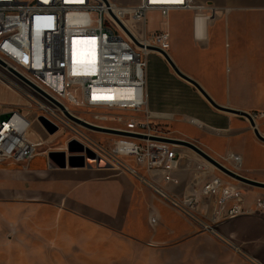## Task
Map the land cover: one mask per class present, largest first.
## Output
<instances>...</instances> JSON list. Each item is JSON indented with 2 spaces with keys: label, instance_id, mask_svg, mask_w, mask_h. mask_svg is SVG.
Listing matches in <instances>:
<instances>
[{
  "label": "built area",
  "instance_id": "2783aa9c",
  "mask_svg": "<svg viewBox=\"0 0 264 264\" xmlns=\"http://www.w3.org/2000/svg\"><path fill=\"white\" fill-rule=\"evenodd\" d=\"M216 10L222 11L199 0H140L135 5L114 0H0V84L27 105L25 109L0 108V165L27 166L40 155L52 154L42 152L45 141L34 137L30 116L59 119V114L66 115L59 103L91 125L135 135L99 132L82 125L85 131L113 137L109 148L75 131L76 138L112 169L127 172L206 230L215 232L224 221L256 211L264 214L263 195L255 199L254 208H248L244 190L226 178L235 179L204 161L184 165L188 156L182 148L187 147L167 142L176 138L163 132L176 117L148 107L147 58L153 47L167 54L171 49L167 29L148 30V13L158 11L168 18L172 11ZM128 21L142 26L143 35ZM77 45L88 53L79 64L73 59ZM77 109L88 110L92 116L84 119L75 113ZM251 114L255 121L264 117V112ZM123 158L133 159L135 166ZM217 160L237 173L244 168L242 156L235 152ZM179 169L195 171L184 193L177 190Z\"/></svg>",
  "mask_w": 264,
  "mask_h": 264
},
{
  "label": "rangeland",
  "instance_id": "374dc122",
  "mask_svg": "<svg viewBox=\"0 0 264 264\" xmlns=\"http://www.w3.org/2000/svg\"><path fill=\"white\" fill-rule=\"evenodd\" d=\"M114 1L119 4L125 2ZM199 1L211 4L209 1ZM202 12L172 11L166 19L160 12L150 11L148 30H169L172 46V43L181 44L185 41L189 30L193 29V40L196 43L195 25ZM221 12L227 13L228 10L224 8ZM128 25L139 36L143 35L142 26L138 23L128 21ZM171 51L173 49H170L169 54ZM258 66L260 84L255 86L261 88L264 94V63ZM3 106L6 110L27 107L17 94L0 84V108ZM75 113L86 119L92 116L84 109H77ZM32 114L30 117L34 120L33 135L36 139H44L42 152L59 154L55 157L52 155V163L58 166L63 165L65 161L67 167L74 170L93 168V159L87 152L90 148L76 138L75 131H83L95 142L109 148L114 141L111 136L85 131L81 124L70 120L66 115L59 114V119L46 117L50 122L47 127L42 121L43 115ZM163 132L176 139L192 142L204 151H208L205 145H210L222 156L230 152V141L225 136L228 132L209 129L203 123L195 125L190 121V117L174 118L163 128ZM73 142H77L81 147H73ZM182 150L187 152L188 156L185 157L184 165L187 162H203L202 158L189 148ZM40 157L37 159L38 163L43 160ZM123 159L135 166L133 159ZM14 167L18 166L0 165V169L7 168L10 171ZM103 169L116 176L120 175L119 179L112 177L117 180L110 182L107 187L109 192L115 190L113 184L118 183L128 191L122 199L125 201L126 218L122 211L113 216L99 212L95 213L94 221L84 222L69 215L56 213L53 203H29L26 195L28 184L23 182L22 174L0 170V264H264L263 260L255 257L260 252L255 256L251 253L256 245L261 247L260 244L247 245L245 236H235L237 231L245 235V219L235 221L240 218L237 217L226 220L217 226L215 232L206 230L194 219L171 207L127 172L112 167ZM192 171L188 178L191 181L195 174V171ZM214 173L219 174V171ZM128 177H131L134 184ZM226 179L241 187L247 197H253L252 192L258 190L254 186ZM133 185H136L134 188L137 195L131 192ZM81 186L79 181V187ZM94 192L102 195L95 184ZM252 215L264 216L259 211ZM153 218L157 221L153 222Z\"/></svg>",
  "mask_w": 264,
  "mask_h": 264
},
{
  "label": "crops",
  "instance_id": "0c3cea01",
  "mask_svg": "<svg viewBox=\"0 0 264 264\" xmlns=\"http://www.w3.org/2000/svg\"><path fill=\"white\" fill-rule=\"evenodd\" d=\"M124 1L122 5H135L140 0ZM205 1L221 9L226 8L228 12L203 11L195 25L196 43L191 29L181 44L172 43L173 51L169 55L219 104L250 113L264 112V94L255 86L260 84L258 65L264 63V0ZM147 61L145 93L149 109L174 117H190L195 125L203 123L209 129L228 132L225 136L231 145L229 153L242 156L243 175L264 183V142L255 135L249 120L211 106L192 84L175 73L160 53L151 52ZM256 123L264 136V117L257 119ZM205 146L208 149L205 151L211 156L216 159L222 157L212 146ZM40 156L43 160L39 163L36 157L27 166L17 165L11 171L0 169L1 172L22 174L23 182L28 184L26 195L29 203H53L56 213L84 222L94 221L95 213L99 212L113 216L122 211L126 218L125 201L122 199L127 189L118 183L113 184L116 189L112 192L107 190L110 182L120 178L119 174L116 176L103 168L74 170L53 164L46 155ZM190 172L179 169L175 173L181 179V185L177 187L180 193L190 189ZM128 179L134 184L131 177ZM94 184L102 195L95 194ZM134 187L136 185L131 192L137 195ZM252 193L253 197L246 196L248 208H254V196H264V189L258 188ZM239 219L246 220V232L243 235L237 231L235 236H245L247 245L260 244L261 247L256 245L251 253L255 256L260 252L255 257L264 261V216L248 214L235 221Z\"/></svg>",
  "mask_w": 264,
  "mask_h": 264
},
{
  "label": "water",
  "instance_id": "95a60500",
  "mask_svg": "<svg viewBox=\"0 0 264 264\" xmlns=\"http://www.w3.org/2000/svg\"><path fill=\"white\" fill-rule=\"evenodd\" d=\"M125 31L129 34V36L135 41V43H137L138 45H140V43L133 37V35L124 27ZM153 50L161 53L163 55V57L166 59V61L169 63V65L172 67V69L175 71V73L182 78L183 80L189 82L190 84H192L200 93L201 95L211 104V106H213L215 109L222 111V112H226V113H231V114H236V115H240L243 116L245 118H247L251 124V127L254 130L255 135L264 142V136L260 133L258 127H257V123L255 121V119L253 118L252 114L250 112L244 111V110H240V109H236V108H232L229 106H225L222 104H219L217 101H215L211 95L204 89V87L193 77H191L190 75L186 74L185 72H183L180 67L175 63V61L172 59V57L167 54L166 52L162 51L159 48L153 47ZM0 63H2L0 61ZM3 64V63H2ZM19 75V74H18ZM20 76V75H19ZM22 77V76H20ZM23 78V77H22ZM24 80H26L28 83H30L27 79L23 78ZM32 84V83H30ZM32 86H34L38 91H40L42 94H44L45 96H47L43 91H41L39 88H37L35 85L32 84ZM50 98V97H49ZM51 100H53L52 98H50ZM54 101V100H53ZM57 103V102H56ZM61 109L65 112L66 116L73 120L76 123H79L91 130H95V131H99V132H107V133H112V134H118V135H125V136H135L129 133H125V132H121L115 129H109V128H103V127H97L94 125H91L83 120H81L80 118L71 115L70 113H68L65 110V107L59 103H57ZM43 123L49 127L50 122L46 119V118H42ZM157 140H166V139H157ZM167 142H174V143H178L180 145H183L189 149H191L192 151H194L197 155H199L200 157H202L203 159L207 160L208 162H210L211 164H213L218 170H220L221 172L225 173L226 175L230 176L231 178L235 179L236 181H239L241 183L250 185V186H254V187H258V188H262L264 189V183L248 178L242 174H239L237 172L232 171L231 169L227 168L226 166H224L221 162H219L215 157L211 156L210 154H208L206 151H204L202 148H200L198 145L186 141V140H180V139H169L167 140ZM94 162V165H92L93 168H110L111 164L106 161L104 158L97 156V154L91 150L88 149L87 151ZM53 154L49 155V160L52 162V160L54 159ZM62 167H66V162H63V165H61Z\"/></svg>",
  "mask_w": 264,
  "mask_h": 264
},
{
  "label": "bare ground",
  "instance_id": "6f19581e",
  "mask_svg": "<svg viewBox=\"0 0 264 264\" xmlns=\"http://www.w3.org/2000/svg\"><path fill=\"white\" fill-rule=\"evenodd\" d=\"M116 2V1H115ZM87 52H84L80 45H77L76 48L73 50V59L77 64L85 61L87 59ZM85 119V118H84ZM191 150V149H190ZM202 158V157H201ZM203 159V158H202ZM204 162H206L212 169L214 168V165L208 162L207 160L203 159ZM234 167L235 165L232 164ZM239 173L243 174L242 170H237Z\"/></svg>",
  "mask_w": 264,
  "mask_h": 264
},
{
  "label": "trees",
  "instance_id": "16d2710c",
  "mask_svg": "<svg viewBox=\"0 0 264 264\" xmlns=\"http://www.w3.org/2000/svg\"><path fill=\"white\" fill-rule=\"evenodd\" d=\"M73 147H81L77 142H73ZM59 154H57V153H55V154H53V156L55 157V156H58Z\"/></svg>",
  "mask_w": 264,
  "mask_h": 264
}]
</instances>
